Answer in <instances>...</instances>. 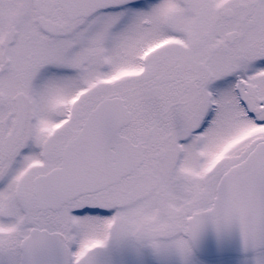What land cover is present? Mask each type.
Masks as SVG:
<instances>
[{
    "label": "snow or ice",
    "instance_id": "obj_1",
    "mask_svg": "<svg viewBox=\"0 0 264 264\" xmlns=\"http://www.w3.org/2000/svg\"><path fill=\"white\" fill-rule=\"evenodd\" d=\"M0 264H264V0H0Z\"/></svg>",
    "mask_w": 264,
    "mask_h": 264
}]
</instances>
